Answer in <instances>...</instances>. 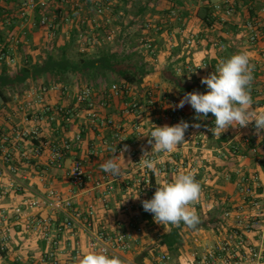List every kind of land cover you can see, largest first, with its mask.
<instances>
[{
	"label": "crops",
	"instance_id": "obj_1",
	"mask_svg": "<svg viewBox=\"0 0 264 264\" xmlns=\"http://www.w3.org/2000/svg\"><path fill=\"white\" fill-rule=\"evenodd\" d=\"M115 1L117 0H114L113 4ZM81 2L82 0H80ZM139 2L142 5L147 4V16L143 15V22L141 21L142 35L146 34L147 38L153 42L157 55L152 57L146 52L150 73L144 78L142 87L132 85L133 95L130 98L123 94L112 96L103 106L101 104L104 95L103 90L109 88L113 82L107 85L103 84L101 89L92 87L93 99L100 117L96 123H93L88 116L86 105L77 100L78 91L86 86L85 84H78L77 81L74 85L69 86L67 92L52 88L42 91V86L40 87L39 84L30 81L28 89L23 94L16 93L11 101L5 102L0 97V102L3 103L0 108V128L4 130L11 128L14 131L16 138L10 140V145L15 156L14 163L19 170L17 177L29 188L14 192L10 188L9 182L16 176L9 172L5 166L7 171L0 178V212L7 210L10 213L14 240L9 252L0 259L2 261L0 264H6L8 260L12 264H48L42 261L41 256L45 249V241L35 231L26 229V218L21 215L18 217L16 210L20 208L23 212L26 211L23 202L25 198L35 195V193L45 194L49 189H54L64 198L71 199L74 207L81 210L84 215L93 208L91 219L95 228H104L111 233L131 232L135 243L128 252L124 253L128 261L134 262L135 259H139L138 263H143L147 261V257L150 256L153 249L166 250V248L156 247L158 246L156 244H158L160 236L169 231L170 224L164 226L157 224L152 218V213L144 211L142 205L144 200H150L153 197L158 184L165 183L164 177L154 175V190L150 194L145 185H138L134 181L137 173L133 167L131 156L133 150L137 148L152 151V146L148 144L150 137L144 135H149L153 125L164 126L167 124L172 126L185 121L190 125L189 129L198 137L200 144L197 146L181 144L173 151L172 155L154 154L158 160L157 168L162 163L169 166L183 161L194 162L197 158L203 159L205 166L200 169L199 175L203 190L202 196L199 202L193 205L197 214L202 210L204 213L210 214L214 210L218 216L225 210L238 212L244 205L248 206L243 202L237 186L243 174L258 175L261 185L257 189V193H263L264 161L259 163L252 153H248L244 157L232 153L234 145L238 144L241 146V150L247 152L248 147L255 141L258 143L259 152L264 160L262 130L257 134L256 129L250 123L247 127H229L219 138L213 136L209 129L215 126V117L209 113L206 118L196 119L195 111L191 105L185 104L183 108L175 107L185 94L178 87L164 80L163 72L166 68L174 69L176 74L183 80L189 81L190 85L197 82L199 84L197 91L202 93V88L206 85L201 83V78L213 73L216 64L221 59H227L238 52H246L250 56V64L254 66L251 83V92L254 96L252 112L254 115L264 112V92H260L261 85L264 83V61L260 57L261 50L264 49V31L258 42L251 44L249 41L250 32L246 27L247 22L254 20V17L264 20V0H237L239 7L236 13L226 17L227 20L222 22L221 17H223L224 11H218L215 14L214 23L211 24L206 23L207 21L203 18L205 14L202 11L207 6L222 5V0H139ZM8 3L9 5L4 0H0V7L6 6L8 10H12L13 13L9 14V17L15 22L17 21L13 33L8 34V38L12 41L11 51L19 61L22 57H19L21 54L15 37H21L24 32L27 34L29 32L32 37L34 34V44H36L40 40L35 35V28L43 32L45 41H48V33L36 24L40 13L36 12L30 18H22L18 14L19 0H9ZM86 4L89 8L87 12L82 13L83 5L81 3V7L73 11L71 22H61L60 29H63L62 25L68 27L64 31L68 36L65 38L63 36L61 42L65 43L75 30L78 33L82 29L87 31L86 38L89 42L93 36L96 39L104 36L108 27L93 31L82 24L83 19L87 20L94 15L93 6L87 2ZM57 6H59L58 3ZM172 10H175L174 15L171 14ZM250 11L253 14L252 18L249 16ZM108 13L111 15V25L118 29L117 38L121 39L124 29L128 27L115 24L116 14L112 15L110 10ZM146 20L152 25L147 28V31H144ZM8 24L7 26L3 21H0V31H7L12 23ZM129 24H132V21ZM129 24L127 23V25ZM57 34H60V31ZM190 35L196 36L198 40L196 45L192 47L186 46V39ZM245 36L246 44H244L245 41L242 42ZM48 38L50 37L48 36ZM29 41L28 39L26 43L28 44ZM215 42L225 44L226 48L216 47ZM31 48L29 44V50L32 53L34 49ZM33 55V60L36 61L37 59ZM187 64L193 66L204 64L206 66L190 72L187 69ZM114 82L122 81L116 80ZM149 90L155 95L157 100L155 105L149 104L146 100V91ZM135 98L141 101V111L139 113H126L127 101ZM26 100L33 101L32 108L22 109ZM172 100L175 101L174 105L171 104ZM60 107L71 111L70 121L66 122L64 115L57 112ZM47 108H50V111L46 112ZM172 109L182 114V120L166 119V114ZM35 115L42 117L40 124L46 142L54 143L63 139L74 141L76 135L82 133L81 141L73 143V148L65 157L61 167L52 163L48 146L40 157H33L30 160L21 157V152L30 149L33 144L29 140L18 137L15 129L31 127ZM110 120L111 123H108ZM102 121H105L106 124H102ZM136 123L142 126L143 133L138 134L136 132L134 128ZM196 124L199 127H193ZM118 127L122 128L124 132L121 150L124 149L125 145H127L128 150L115 155L114 148L118 143L115 134ZM92 149H96L97 154L91 155ZM109 159L121 164L122 176H112L109 185L97 186L93 180H88L86 187L82 190L72 187L68 171L75 160L83 162L86 172L92 178H99L105 173L100 166ZM180 173H184V170ZM177 175H171L170 180L172 181ZM138 195L139 199H136ZM51 213L49 209L42 211L43 215H50ZM58 218L62 220L61 215ZM227 222H229L228 226H232V219L226 220L225 224H228ZM134 224L142 225L143 233H138L132 226ZM213 227L218 228L219 225H210L208 230H212ZM187 230L183 231L184 241H186L185 232ZM205 230L190 233L196 238V245L203 244V242H199V235H201L200 233L204 234ZM81 235L83 254H85L91 249L87 247L86 235L83 232ZM248 237L252 244L264 246L257 232L248 233ZM64 244L68 246V242L64 241ZM59 255L62 259L65 257V254ZM124 264L129 263L124 262ZM180 264H189V262L185 261Z\"/></svg>",
	"mask_w": 264,
	"mask_h": 264
},
{
	"label": "built area",
	"instance_id": "obj_2",
	"mask_svg": "<svg viewBox=\"0 0 264 264\" xmlns=\"http://www.w3.org/2000/svg\"><path fill=\"white\" fill-rule=\"evenodd\" d=\"M8 2L9 0H4ZM114 0H92L94 15L90 18L83 19L82 24H85L89 30H98L103 27H108L99 39L103 41L112 42L117 37V27L111 25V15L108 13ZM226 4L225 11L223 12V17H221L222 22L227 20L226 17L232 16L236 13L237 0H222ZM57 3L59 6H57ZM56 7V9H54ZM81 7L80 0H19L18 4V14L22 18H30L38 10L40 11L37 25L44 28L48 36L54 38L60 30V25L62 21H72L73 11ZM217 10L221 9V5L215 6ZM171 14H175V10H172ZM151 22H146L144 31L150 28ZM249 30V41L251 44H256L264 31V20H251L246 24ZM27 32H24L21 37H15L17 43L25 36ZM87 31L80 30L78 32V38L76 39V44L81 52H89L90 45L93 38L88 41ZM95 37V36H94ZM197 37L190 35L186 39V46L192 47L197 43ZM140 43L142 47L148 52L152 57H155L156 48L153 42L147 38L144 34L140 38ZM214 45L221 49H225L226 45L215 42ZM10 53V52H9ZM261 59L264 61V49L260 53ZM0 60H5L7 65H12L17 62V58L13 54H8L5 52L0 53ZM198 66H193L187 64V69L190 72L200 69ZM49 88L62 90L67 92L68 88L61 84H54ZM48 87H43L42 91H47ZM103 95V100L101 104L105 106L107 101L112 98V96H117L120 94L125 95L130 98L133 95V88L131 84L125 82H113L109 88H105ZM260 92H264V83L261 85ZM147 102L151 105L156 104V98L154 93L149 90L146 91ZM77 100L80 103H84L87 108L88 116L91 118L93 123L100 118L99 113L96 109V103L93 99V89L92 86H84L77 93ZM0 102V108L2 107ZM171 104H175L172 100ZM33 106L32 100H26L23 103L22 109H30ZM142 109L141 101L138 99L129 100L126 104V113H139ZM50 111V108L46 109V112ZM58 113L64 115V120L66 122L71 119V111L65 110L63 107L57 109ZM41 116H36L33 118V125L29 128H16L17 136L23 139H34L38 140L37 144H33L30 149L21 152V157L26 160H30L33 157H40L46 146L50 150V158L54 165L61 167L62 163L68 153L71 152L74 142H80L82 139V133H78L75 140L63 139L56 141L54 143H49L44 141L42 127H41ZM167 120H182V114L172 109L166 114ZM111 123V120L108 121ZM102 124H106L102 121ZM252 126L255 129V122H252ZM134 128L138 134L143 133V128L140 124H135ZM150 134V132H149ZM262 135L264 137V130H262ZM115 139L117 144L114 148V154L119 155L121 153V142L124 141V132L122 128H116ZM248 142V141H247ZM10 139L7 136H3L0 140V178L7 171L5 166L8 168L9 172L14 174L9 182L10 188L14 191H20L24 188H28L21 180L17 177V172L19 171L14 163V153L12 151V146L10 145ZM186 146L200 144L198 137L188 128L185 133ZM258 143L253 142L248 151L241 150V146L234 145L232 148L233 154H239L244 157L248 153H252L259 163L263 162V156L260 154L258 149ZM144 151L151 152L150 150L137 148L132 152L133 167L137 173L134 181L138 185H145L154 190L152 183L151 172L139 164L140 158ZM171 153H163L164 155H172ZM91 155L97 154L96 149H92ZM150 159H157L154 154H149ZM204 162L202 158H197L194 162L183 161L180 163H175L167 165L162 163L158 169L160 170V175L164 177V181L171 182L170 176L179 174L182 170L184 173L191 172L195 179L200 182L199 175L200 169L204 167ZM70 183L72 187L77 190H82L86 187L88 180H93L97 186L102 184L109 185V180L112 175L109 173H103L99 178H92L84 168L83 162L75 160L69 168L68 171ZM260 179L256 174L246 175L243 174L241 179L238 181L237 186L239 192L242 196L244 203L252 206L253 210L257 215L253 219L242 218V214L233 213L231 210L224 211V217L232 218V226H230V231L227 237L218 240L214 245H209L204 248L201 252H193L192 264H264V246H257L249 241L248 233L257 232L261 241L264 244V191L261 194L257 193V189L260 187ZM110 187V186H109ZM29 189V188H28ZM26 206V211H22L20 208L16 210L18 217L24 216L26 218V229L32 230L38 233L41 238L45 241V249L42 252V261L48 264H74L77 256H83V239L81 232L86 235V244L91 251L106 252L109 256H117L124 262L129 264H177V261L173 258L172 254L167 250H158L156 252H151L150 256L147 257V261L143 263L130 262L126 259L124 253L128 252L135 243V239L131 232H118L111 233L104 228H95L94 223L91 219L93 214V208L86 215L79 209L74 207V203L71 199L64 198L60 193L54 189H49L45 194H33L23 200ZM44 209H49L52 213L50 215H43L42 211ZM62 216V220H59L58 216ZM152 218H153V214ZM236 215V216H235ZM260 216V217H259ZM259 217V218H258ZM229 219V220H230ZM138 233H143L142 225H132ZM14 240V232L12 228V223L10 221V213L7 210H2L0 212V259L7 254L11 248V244ZM64 241L68 242V246L64 244ZM65 254L62 259L59 254Z\"/></svg>",
	"mask_w": 264,
	"mask_h": 264
},
{
	"label": "clouds",
	"instance_id": "obj_3",
	"mask_svg": "<svg viewBox=\"0 0 264 264\" xmlns=\"http://www.w3.org/2000/svg\"><path fill=\"white\" fill-rule=\"evenodd\" d=\"M253 69L250 56L246 52H238L227 59H221L213 73L201 78V83L207 86L208 91L186 93L175 107L183 108L185 104L191 105L196 119L206 118L211 113L215 117V126L209 130L218 138L229 127H247L253 121L259 134L264 130V112L255 115L252 112ZM189 126L185 121L172 126L153 125L150 134L144 135L150 137L148 144L152 146V151H144L139 164L155 176L160 175V170L157 168L158 160L148 158L149 154L173 152L185 142V133ZM127 150L125 145L122 152ZM100 167L114 177L123 174L121 164L112 159L107 160ZM202 191L201 183L191 172L180 173L171 182L158 184L153 197L142 202L143 209L153 214L157 224L179 226L183 223L195 229L200 219L193 205L199 202ZM136 199H139V195ZM74 264H124V261L117 256H109L104 251H88L83 256H77Z\"/></svg>",
	"mask_w": 264,
	"mask_h": 264
},
{
	"label": "trees",
	"instance_id": "obj_4",
	"mask_svg": "<svg viewBox=\"0 0 264 264\" xmlns=\"http://www.w3.org/2000/svg\"><path fill=\"white\" fill-rule=\"evenodd\" d=\"M84 1L93 6L92 0ZM8 2L7 4L9 5ZM215 6L205 7V15L203 18L208 24L214 23L216 18L215 14L218 13V11H225L226 8V4L224 3L221 5L220 10H217ZM143 7H146V5ZM235 7L238 10L239 4L237 3ZM142 11H144V8H140L139 12ZM37 12L38 14L40 13L39 10ZM11 13H13V11L10 9L8 10L6 6L0 7V21H3L7 26L9 25L8 23H12L7 31H0V53L5 52L10 55L13 54V51H11L12 41L8 36L13 33L17 22L10 19L11 17H9V14ZM250 13L249 16L252 18L253 14L251 11ZM254 20H256L255 17ZM31 37L32 36L28 32L23 40L17 44L19 52L21 53L20 57L22 58L19 60V63H16L17 65L15 66L14 71L11 72L9 70V66L5 60H0V97L5 102L11 101L16 93L23 94L28 89V83L30 81L39 84L40 87L48 88L54 84H61L64 87L69 88V86L74 85L77 81L80 85L85 84L86 86H92L95 89H101L103 84L107 85L116 80H120L133 86H140L142 85L144 78L150 73L147 62H144L143 60L134 62L132 60L134 56L133 54H130L132 52L122 54L119 51H112L108 48H100L94 53H91L90 51L81 52L76 44V39L78 38L76 30L70 36V39L61 44L59 48L46 50L47 52L45 55L39 56V58L34 61L29 50V43H26L28 39L31 40ZM13 56L15 55L13 54ZM163 78L178 87L184 94L197 91L199 87L197 82L190 85L189 81L183 80V78L178 76L176 71L172 68H166L164 70ZM207 91V86H204V88H202V93ZM251 96L254 101L252 92ZM4 135L10 140L16 138L14 131L11 128L5 130L0 128V140ZM25 140H29L31 144L38 143V140L34 139L26 138ZM151 178L154 186L155 176L153 173L151 174ZM147 189L149 193L152 194L151 188L147 187ZM198 216L200 223L195 229L189 228L183 223L179 226L170 224L169 231L160 236L158 244H156L158 246L156 247L166 248L170 253L179 255L181 250L185 249L183 232L185 229H188L190 232L209 229L211 223L220 220L218 219V216H214V218H212V215L211 218L210 215L209 218H205L201 214H198ZM157 250L158 249H155V252Z\"/></svg>",
	"mask_w": 264,
	"mask_h": 264
},
{
	"label": "rangeland",
	"instance_id": "obj_5",
	"mask_svg": "<svg viewBox=\"0 0 264 264\" xmlns=\"http://www.w3.org/2000/svg\"><path fill=\"white\" fill-rule=\"evenodd\" d=\"M81 3L83 5L82 6V13L87 12L89 10V8H88V5L86 4V1L82 0ZM143 6L144 5H142L139 2V0H117V1H115V3L113 5H111V9H110V11L112 12V15L116 14V16H117V18L115 20V24H121V25H123V27H128V28L124 29V32L122 33L121 39H118L116 37L112 42L103 41L102 39H96V37L93 36V40L91 42V44H92L91 48L92 49L90 50V52L94 53V52L98 51V49H100V48H108L112 51H119L122 54H128V53L132 52L130 54L134 55L133 59H132L134 62H138L140 60L147 62L146 51L140 43V38L143 34L141 31V26H142L141 21L143 22V15L147 16V4H146V7H143ZM140 8H144V11L139 12L138 10H140ZM202 13L205 14V11L203 10ZM136 14L138 15L137 17L135 16ZM120 21H122V22H120ZM131 21H132V24H129V22H131ZM146 22H147V20H146ZM127 23L129 25H127ZM62 27H63V29L59 30L60 34H58V36L56 35L54 38H51V37L48 38V35H47L48 41L44 40L45 38L43 37L44 36L43 32L41 30H37V28H35L36 29L35 35H37V38L40 41H38L39 43L34 44V38L35 37H34V34L31 33V34H33V37H31V40L29 39L31 42L30 41L28 42L30 44V47H32L34 49V51L31 54H34L33 56L35 57V59H38L39 56L45 55L47 52L46 50L59 48V46L61 44H63V42H61V40L63 39L62 38L63 36H64V38L68 36L66 34V32H64L65 30H67L68 27L66 25L65 26L62 25ZM24 28H27V27H24ZM67 41H68V39H67ZM246 41H247V39L245 36L244 40L242 42H244V44H246ZM17 62L19 63L18 60H17ZM16 63L12 64V65H8L9 70L11 72L14 71L15 66L17 65ZM139 87H142V86L140 85ZM233 213H235V214L240 213L243 215L242 218H245V219H253L257 215V213L254 212L252 206H250V205H248V206L244 205V207H241V209L238 212H233ZM198 214L203 215L205 218H209V215H210V218H211V215H212V218H214V216H217V213L214 210L210 214L204 213L203 210L201 212H198ZM222 214L218 215V219H220L218 222H213L210 224L211 226L219 225L218 228L216 227L217 229L213 227V229H212L213 231L206 229L204 234L200 233L201 235H199L200 236L199 242H203L202 245L201 244L196 245L195 244L196 238L190 234L191 232H189L188 230H187V232H185V240H186L184 242L185 249L181 250V253L179 255L171 253L173 258L177 261V264H180V263L185 262V261H188L189 264H192L191 261H192V257H193V254H192L193 252H200V251L202 252L206 246L214 245L218 240L228 236L231 225L228 226L229 222H227L228 224H225L226 218L224 217V214L223 215ZM227 219L229 220L230 218H227ZM152 252H155V249H153ZM138 260L139 259H135L134 262L138 263L140 261V260L139 261ZM0 262H2V261L0 260ZM6 264H12V262L8 260L6 262Z\"/></svg>",
	"mask_w": 264,
	"mask_h": 264
}]
</instances>
